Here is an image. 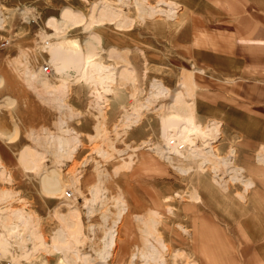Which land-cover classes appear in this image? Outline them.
<instances>
[{"label": "rangeland", "instance_id": "374dc122", "mask_svg": "<svg viewBox=\"0 0 264 264\" xmlns=\"http://www.w3.org/2000/svg\"><path fill=\"white\" fill-rule=\"evenodd\" d=\"M241 18L264 0H0V133L17 130L0 137V264H264V110L227 92L242 67L219 51ZM205 146L226 166L193 157ZM16 210L30 254L2 234Z\"/></svg>", "mask_w": 264, "mask_h": 264}, {"label": "crops", "instance_id": "0c3cea01", "mask_svg": "<svg viewBox=\"0 0 264 264\" xmlns=\"http://www.w3.org/2000/svg\"><path fill=\"white\" fill-rule=\"evenodd\" d=\"M235 23H228L234 29V37L230 41L225 38L224 48L219 50L227 53L228 59H238L242 67L240 83L227 92L264 110V20L249 22L241 18Z\"/></svg>", "mask_w": 264, "mask_h": 264}, {"label": "bare ground", "instance_id": "6f19581e", "mask_svg": "<svg viewBox=\"0 0 264 264\" xmlns=\"http://www.w3.org/2000/svg\"><path fill=\"white\" fill-rule=\"evenodd\" d=\"M150 7V6H149ZM154 10V9H153ZM158 11H161V10H159L158 9ZM163 11V10H162ZM164 12V11H163ZM163 12H160V14L161 13H163ZM171 12V11H170ZM153 13V12H152ZM172 13V12H171ZM60 19V22H68V21H71V23H70V27L71 28H76V27H83V26H87L88 24H90V23H88L87 21H84V18L80 15V14H78V13H75V12H72L71 10H69V9H64L63 11H62V13H61V17L59 18ZM63 24V23H62ZM92 24V23H91ZM103 24V20L102 19H100V20H98L97 21V24L96 25H102ZM108 24H115L116 26H118V28H119V26H120V28L122 27L121 26V24L120 25H118V24H116L114 21H113V19H109L108 20ZM67 29V28H66ZM55 51H56V54L57 53H67L68 55H70V56H67V57H76V55H78L79 54V49H78V46H77V44L76 43H68V45H65V46H63V45H59V46H56L55 47ZM85 58V57H84ZM80 59V58H79ZM93 60H94V57L93 56H88V57H86V63L85 64H87L88 66H93L94 65V63H93ZM69 61V60H68ZM68 61L66 60V61H64V62H62V64L59 66V69L61 70L62 69V67L64 66V64H66L65 62H67L68 63ZM71 61V60H70ZM88 69H90V68H88ZM94 69V68H93ZM0 84H1V80H0ZM174 95V94H173ZM180 96V93L179 92H176L175 93V99L174 100H176L178 97ZM174 108V107H173ZM172 108V109H173ZM176 108V107H175ZM175 112V111H174ZM138 117V116H137ZM166 119H168V118H166ZM170 119L171 120H169L168 122H167V127H170V126H172V127H174V126H177L178 125V123H179V121H180V124H186V123H188L189 122V119H186V118H184V117H182L178 112L177 113H172L171 114V116H170ZM179 120V121H178ZM166 125V124H165ZM183 126V125H182ZM186 127L185 126H183L182 127V130H186L185 129ZM194 128H196L195 126H192V127H190V128H188L187 130L189 131V135H192L193 134V132H196V130L194 129ZM177 128H175V130H176ZM199 129V128H198ZM170 130V129H169ZM173 130H174V128H173ZM207 131V130H206ZM177 132H178V130H177ZM200 132V131H199ZM216 133V132H215ZM180 134V133H179ZM182 134V133H181ZM200 134H202V132L200 133ZM217 134V133H216ZM175 135H177V134H175ZM174 135V136H175ZM205 136V135H204ZM0 137H2V138H4V139H6V141L8 142V143H12V142H15L16 141V138H17V130H16V128H14V130H13V133L12 134H9V135H4V134H2V133H0ZM176 137V136H175ZM207 137V136H206ZM177 138V137H176ZM171 142V141H170ZM206 147V149L207 148H210L208 151H205V152H203V153H199V154H197V152L195 153V155H193V157H197V156H202L203 157V162H205V161H207L208 162V160H207V156H213V163L214 164H212L213 165V169L214 170H217L218 171V165L217 164H219V163H223L224 165L226 164V160H225V158H222V157H217V156H215V155H212L210 152L211 151H213L212 149V146H205ZM148 149V148H147ZM235 150V149H234ZM158 151V150H157ZM229 152V151H228ZM232 152V151H231ZM209 154H211V155H209ZM29 155V154H28ZM166 156H167V154H166ZM232 156H234V155H232ZM169 156H167V157H165V158H168ZM169 159V158H168ZM167 159V160H168ZM22 161H27V159H26V155H23L22 154ZM206 164V163H205ZM226 166V165H225ZM174 168V167H173ZM221 168V167H220ZM27 169H31V167H28ZM227 169V168H226ZM229 169V168H228ZM210 170H211V168H210ZM242 170V169H241ZM189 171V170H188ZM224 171V170H223ZM234 171V170H233ZM240 171V170H239ZM182 172L184 173V174H186L187 173V171H185V170H182ZM224 173V172H223ZM227 173V172H226ZM235 173V172H234ZM238 173V172H237ZM241 174V173H240ZM232 175V174H231ZM234 175V174H233ZM233 175H232V177H233ZM235 175H237L236 173H235ZM221 176V175H220ZM224 176H226V175H224ZM214 177L216 178V175H214ZM227 177H230V176H227ZM232 177L230 178V179H232ZM235 177V176H234ZM233 177V178H234ZM218 178V177H217ZM224 179V178H223ZM58 180H59V177H58V174H57V172H55V171H53V170H51V171H49V172H47L46 174H44L43 176H42V178H41V180H40V184H41V189H42V192L47 196V197H49V198H60V197H56L55 196V192H56V189H53L54 187H56L57 186V184L59 183L58 182ZM227 180V179H226ZM250 180V179H249ZM233 181H235L234 179H233ZM214 182L216 183V185L219 187H222L224 190L226 189V186L227 185H225L222 181H221V179H214ZM213 182V183H214ZM225 183H226V181H225ZM241 185H243V184H241ZM251 186V184L250 183H248L247 184V188H249ZM248 190V189H247ZM246 199V198H245ZM195 202L197 203V202H199V199H198V197L196 196V200H195ZM246 208V207H245ZM122 215V214H121ZM121 215H119V219L121 218ZM230 223V222H229ZM143 224H145L144 222H143ZM116 232V231H115ZM145 235V234H144ZM147 236V235H146ZM158 236V235H157ZM162 239V238H161ZM157 240V239H156ZM158 243L160 244V246L163 248V249H168L165 245H164V243H162V241L161 240H159L158 241ZM105 245H107V249H108V251H110V250H112L113 249V247L115 246V241H114V232H112L111 234H110V236H109V242H108V244H105ZM116 247V246H115ZM53 248V247H52ZM106 251V250H105ZM110 253V252H109ZM109 253H107V255L109 254ZM227 253H229L228 251H227ZM233 254H234V252H233ZM133 258V257H132ZM227 264H237L236 263V260H235V258L232 256H230L229 258L227 257Z\"/></svg>", "mask_w": 264, "mask_h": 264}, {"label": "built area", "instance_id": "2783aa9c", "mask_svg": "<svg viewBox=\"0 0 264 264\" xmlns=\"http://www.w3.org/2000/svg\"><path fill=\"white\" fill-rule=\"evenodd\" d=\"M43 73L49 74L50 69L49 66H44L42 68ZM11 218L15 219V223H12L11 225H8L6 228H2V234H5V240L8 241L10 246H12V251L13 252H18L20 251L19 248L23 250V252H26L27 254H30L31 252V246L30 248L28 246H21L22 242V237L23 233L28 230V229H33L30 228L29 226V216L24 213V211H13L11 212L10 215ZM31 227H34L31 226ZM28 237V236H27ZM11 249V248H10ZM0 259H1V251H0Z\"/></svg>", "mask_w": 264, "mask_h": 264}]
</instances>
